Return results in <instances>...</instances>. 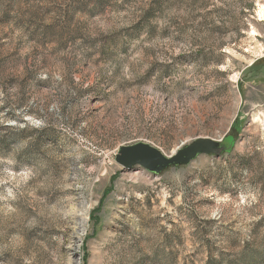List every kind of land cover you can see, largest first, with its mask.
<instances>
[{
  "label": "rangeland",
  "instance_id": "rangeland-1",
  "mask_svg": "<svg viewBox=\"0 0 264 264\" xmlns=\"http://www.w3.org/2000/svg\"><path fill=\"white\" fill-rule=\"evenodd\" d=\"M261 6L0 0V264H264Z\"/></svg>",
  "mask_w": 264,
  "mask_h": 264
},
{
  "label": "water",
  "instance_id": "water-1",
  "mask_svg": "<svg viewBox=\"0 0 264 264\" xmlns=\"http://www.w3.org/2000/svg\"><path fill=\"white\" fill-rule=\"evenodd\" d=\"M226 149H228L227 146L221 140L203 137L178 148L172 154H166L159 148L141 141L119 148L115 160L124 169L144 168L158 175L173 166L188 165L204 155L219 157Z\"/></svg>",
  "mask_w": 264,
  "mask_h": 264
},
{
  "label": "bare ground",
  "instance_id": "bare-ground-1",
  "mask_svg": "<svg viewBox=\"0 0 264 264\" xmlns=\"http://www.w3.org/2000/svg\"><path fill=\"white\" fill-rule=\"evenodd\" d=\"M263 5V4H262ZM261 16H264V6H261V12H260ZM175 152V151H174Z\"/></svg>",
  "mask_w": 264,
  "mask_h": 264
}]
</instances>
